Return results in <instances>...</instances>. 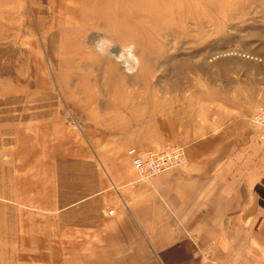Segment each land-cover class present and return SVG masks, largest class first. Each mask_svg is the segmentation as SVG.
<instances>
[{"label": "rangeland", "instance_id": "rangeland-1", "mask_svg": "<svg viewBox=\"0 0 264 264\" xmlns=\"http://www.w3.org/2000/svg\"><path fill=\"white\" fill-rule=\"evenodd\" d=\"M251 74L264 0H0V264H58L56 216L18 182L29 165L178 148L221 111L250 121Z\"/></svg>", "mask_w": 264, "mask_h": 264}, {"label": "crops", "instance_id": "crops-1", "mask_svg": "<svg viewBox=\"0 0 264 264\" xmlns=\"http://www.w3.org/2000/svg\"><path fill=\"white\" fill-rule=\"evenodd\" d=\"M182 140L181 164L148 182L118 148L29 165L18 182L56 216L58 264H261L264 129L221 111Z\"/></svg>", "mask_w": 264, "mask_h": 264}, {"label": "built area", "instance_id": "built-area-1", "mask_svg": "<svg viewBox=\"0 0 264 264\" xmlns=\"http://www.w3.org/2000/svg\"><path fill=\"white\" fill-rule=\"evenodd\" d=\"M250 122L255 127L264 129V99L258 110L251 116ZM127 155L131 159L137 182H148L169 172L180 165L183 160V152L180 148L147 151L130 149ZM108 213L111 215L112 211ZM261 264H264V259Z\"/></svg>", "mask_w": 264, "mask_h": 264}, {"label": "bare ground", "instance_id": "bare-ground-1", "mask_svg": "<svg viewBox=\"0 0 264 264\" xmlns=\"http://www.w3.org/2000/svg\"><path fill=\"white\" fill-rule=\"evenodd\" d=\"M199 1V0H198ZM202 5V4H201ZM204 11H206V10H204ZM125 60H126V65L127 66H131L132 65V63H133V61H132V59L130 58V57H128V58H125Z\"/></svg>", "mask_w": 264, "mask_h": 264}]
</instances>
